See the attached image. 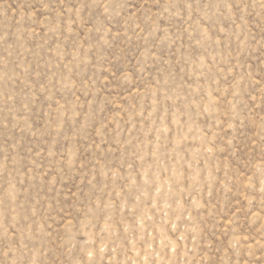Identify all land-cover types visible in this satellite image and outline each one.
<instances>
[{
	"label": "rangeland",
	"instance_id": "rangeland-1",
	"mask_svg": "<svg viewBox=\"0 0 264 264\" xmlns=\"http://www.w3.org/2000/svg\"><path fill=\"white\" fill-rule=\"evenodd\" d=\"M0 264H264V0H0Z\"/></svg>",
	"mask_w": 264,
	"mask_h": 264
}]
</instances>
